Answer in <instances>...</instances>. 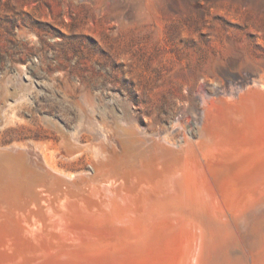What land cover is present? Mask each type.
<instances>
[{"label": "rangeland", "instance_id": "obj_1", "mask_svg": "<svg viewBox=\"0 0 264 264\" xmlns=\"http://www.w3.org/2000/svg\"><path fill=\"white\" fill-rule=\"evenodd\" d=\"M262 86L264 0H0V212L59 201L70 189H45L47 172L94 173L122 138L198 140L224 108L259 107ZM238 222L224 264H250Z\"/></svg>", "mask_w": 264, "mask_h": 264}, {"label": "bare ground", "instance_id": "obj_2", "mask_svg": "<svg viewBox=\"0 0 264 264\" xmlns=\"http://www.w3.org/2000/svg\"><path fill=\"white\" fill-rule=\"evenodd\" d=\"M258 104L217 112L192 142L130 136L121 149L134 156L105 152L89 175L47 172L45 189L62 180L70 190L55 187V205L42 207V193L0 212V264H224L236 252L238 219L255 237L250 264H264V230L254 225L264 216V100Z\"/></svg>", "mask_w": 264, "mask_h": 264}]
</instances>
